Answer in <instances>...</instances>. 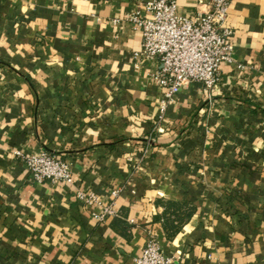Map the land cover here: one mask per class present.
<instances>
[{"label": "crops", "instance_id": "obj_1", "mask_svg": "<svg viewBox=\"0 0 264 264\" xmlns=\"http://www.w3.org/2000/svg\"><path fill=\"white\" fill-rule=\"evenodd\" d=\"M143 1L0 0V264H135L149 230L172 264H264V0H233L220 82L164 111L160 62L115 21ZM41 150L73 184L33 179L17 152Z\"/></svg>", "mask_w": 264, "mask_h": 264}, {"label": "built area", "instance_id": "obj_2", "mask_svg": "<svg viewBox=\"0 0 264 264\" xmlns=\"http://www.w3.org/2000/svg\"><path fill=\"white\" fill-rule=\"evenodd\" d=\"M206 2L209 10L196 16L179 12L176 0H147L137 9L127 13L117 23H130L142 33V47L135 52L138 63L156 59L160 68L152 73L153 80L163 90L162 110L172 104L185 86L202 83L214 88L221 80L225 62L233 61L234 30L228 25L233 0H199ZM162 118V115L160 116ZM28 171L37 182L73 184L75 179L71 164L60 154L49 150L23 155ZM121 189L113 191L118 197ZM77 197L87 206L98 205L93 212L98 220L118 216L114 203L103 204L94 192L77 191ZM154 231H148L142 252L135 257V264H172Z\"/></svg>", "mask_w": 264, "mask_h": 264}]
</instances>
